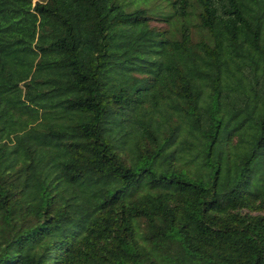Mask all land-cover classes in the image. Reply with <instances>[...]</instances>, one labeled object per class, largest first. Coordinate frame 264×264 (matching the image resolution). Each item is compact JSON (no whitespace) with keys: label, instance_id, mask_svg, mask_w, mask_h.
Listing matches in <instances>:
<instances>
[{"label":"trees","instance_id":"16d2710c","mask_svg":"<svg viewBox=\"0 0 264 264\" xmlns=\"http://www.w3.org/2000/svg\"><path fill=\"white\" fill-rule=\"evenodd\" d=\"M171 6L0 0V264H264V0Z\"/></svg>","mask_w":264,"mask_h":264},{"label":"rangeland","instance_id":"374dc122","mask_svg":"<svg viewBox=\"0 0 264 264\" xmlns=\"http://www.w3.org/2000/svg\"><path fill=\"white\" fill-rule=\"evenodd\" d=\"M172 0H122L124 4V8L126 11L130 12L137 8H145L148 10L158 11L163 14H171L172 13ZM187 21L193 22L192 19H188ZM182 19L173 17L169 24L170 34L171 36H177L176 31L177 28L181 25Z\"/></svg>","mask_w":264,"mask_h":264}]
</instances>
